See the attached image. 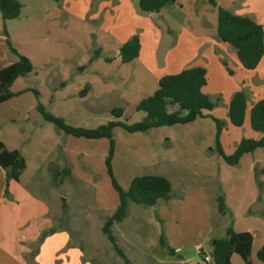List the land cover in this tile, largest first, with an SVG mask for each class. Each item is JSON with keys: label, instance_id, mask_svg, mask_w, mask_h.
Wrapping results in <instances>:
<instances>
[{"label": "rangeland", "instance_id": "obj_1", "mask_svg": "<svg viewBox=\"0 0 264 264\" xmlns=\"http://www.w3.org/2000/svg\"><path fill=\"white\" fill-rule=\"evenodd\" d=\"M19 1L23 4L21 16L6 23L3 21L13 33L53 7L61 12L59 27L66 28L64 22L69 17H65L68 14L63 9L64 0ZM135 10L144 13L138 2ZM72 16V20H75ZM79 16H76V24L80 25ZM100 25L101 22L94 27L99 28ZM77 32L67 45L70 50L66 59L59 62L51 58L46 64L36 57L32 62L34 74L19 78L14 87L24 93L0 104V141L8 150H18L26 162L20 182L12 185L10 181L7 186L6 172L0 170V192L4 191L3 196L0 194V259H22L26 264L53 259L57 260L54 264H59L68 258L73 260L71 264H125L102 232L105 222L119 205V197L106 165L110 142L107 139L76 138L44 119L34 124L29 118L33 107L38 106V101L48 112L78 128L95 129L107 124L114 120L111 112L116 108L124 110L121 119L124 123L134 124L144 118V113L137 112L133 102L126 104L115 90L123 84V75L131 74L133 65L126 72L113 67L95 71L93 62L97 63L100 58L94 52L101 46L95 43L94 37L89 36L93 39L91 51L87 53L90 60L84 63V67H78L85 59V47L80 48L79 45L83 43L87 46L89 38ZM30 45V41L25 39L19 49L27 53ZM98 54L105 56L103 52ZM245 78L248 83L249 76ZM234 82L229 84L217 79L211 85H223L228 89L227 86L234 85ZM213 87H210L211 93L220 91V87ZM31 90L38 91V100ZM85 90L87 94L81 97L80 94ZM138 90L139 86H136V91L129 95L137 96ZM184 115L186 112H183ZM220 120L225 126L219 135L215 123L208 122L209 127L207 121L201 119L192 124L155 128L135 134L116 128L113 131L114 178L123 189H128L135 177L162 176L172 183L177 192L184 185L205 183L207 177L197 175L196 170L205 167V164H202L196 149L205 146V142L210 140L212 145L203 157L210 159L217 179L211 185H206L208 193L219 194L223 200L225 197H235L238 202L252 195L257 203L264 205V149L243 156L238 165L229 166L217 153L216 139L226 154L231 155L235 142L248 134H245L244 127L236 128L223 117ZM166 137H172V144L166 143ZM178 159L181 161L178 162ZM52 163L59 168L52 170ZM64 170H68L70 175L63 177ZM235 180L238 181L237 186L234 185ZM6 201L11 204L7 205ZM218 204L219 201H216L215 209L211 208V226L217 231L222 225L233 230H254L255 245L259 244L260 250L264 244V209L253 213L252 205H246L241 210L240 206L235 210L230 209L224 216L217 211ZM26 214L33 216L27 217ZM35 216L42 222L36 223ZM31 219L35 221L32 227ZM164 225L156 209L129 202L126 217L122 222L114 223L112 232L120 248L134 264H152L154 261L150 256L161 261L159 264H164L163 261L166 264H180L183 249L173 256L170 253L172 248L161 241ZM200 226L203 227L200 218H185L182 228L189 242L198 239ZM224 235L225 232L220 233V236ZM205 246H211L210 240ZM196 258L202 262L201 256L196 254ZM257 263L264 264L260 261Z\"/></svg>", "mask_w": 264, "mask_h": 264}, {"label": "crops", "instance_id": "obj_2", "mask_svg": "<svg viewBox=\"0 0 264 264\" xmlns=\"http://www.w3.org/2000/svg\"><path fill=\"white\" fill-rule=\"evenodd\" d=\"M137 2L139 4L140 0H64L63 9L65 8L64 12L68 14L65 17H69L68 21L64 22L65 29L59 27L60 21L58 19L61 20V12L58 8L53 7V9L47 10L35 20L29 21L31 23H28L21 30L13 33L7 25V31L12 44L20 54L27 56L32 62L36 57H40V61L46 64L48 63L46 61L51 58H55L59 62L66 59V55L69 54L70 50L67 49L68 43L76 37L77 31L81 35L84 33L89 39L86 42L87 46H84L83 43L78 44L80 48L85 47V52H83L85 56L84 62L78 64V67H84V63L87 64L89 62L90 57L87 53L91 51V44L93 43V39H90L89 36L94 37L95 43L101 46V49H96V52H94L96 57L100 58L97 63L93 62L92 68L95 71L107 70L113 67L123 69L126 72V69L133 65L131 74L123 75L121 80L123 84L119 86V89L116 88L115 90H117L118 97L122 101H125L126 104L133 102L135 108L143 99L150 97L156 92L159 80L163 76L176 75L192 67H203L207 70L208 84L204 88V92L217 105L213 111L205 112L206 118H200L205 120V122L207 121V123L213 122L208 116L217 119L223 117L229 122L228 110L230 102L233 95L241 91L242 88L248 95L249 112L254 104L264 98V58L256 70L247 71L242 67L237 59L235 50L221 42L217 36L218 10L217 7L209 3V0H178L175 4L162 9L159 13L146 14H140L135 10ZM215 2L218 7L225 8L235 15L249 17L264 27V0H215ZM71 16L75 17V20H72ZM76 16L80 17V25L76 24L78 19ZM99 21L101 25L99 28H95L94 25L100 23ZM3 26L4 22L0 14V70L18 61V57L9 51L5 44L6 37H3ZM155 30L156 32H154ZM134 35H138L141 41L139 56L133 62L124 64L121 61L120 49ZM25 39L29 40L31 44L27 53L19 49ZM74 51L76 52V50ZM101 52L105 53V56H99L98 53ZM150 76L151 78L149 79ZM246 76H249L248 83H246ZM217 79L221 82H229V84H233L235 80L239 85L234 82V85L227 86L228 89L223 85H211ZM18 80L19 78L14 82L11 90L15 93L24 92L20 89H14ZM242 82L244 84L241 85ZM136 86H139L138 94L131 97L129 94L136 91ZM216 86L220 87V91L214 94L211 93L210 87L217 88ZM87 91L89 90L87 89ZM12 99L10 100L12 101ZM33 108L36 110L35 106ZM219 108H221V111ZM173 110H177V107H174ZM196 121L193 123H196ZM208 125L210 127L209 123ZM244 129L245 134H248V136L243 138L259 137L251 129L250 116L248 114ZM183 133L188 134L186 131ZM166 138L168 139L166 143L172 144V137ZM243 138L240 137V140L238 139L235 142L234 151ZM211 145L212 142L209 140V142H205V146L196 149L202 164H205V167L196 170L197 175L207 177L208 180L205 183H191L190 186L184 185V188L178 192L172 185L170 199L161 200L155 206L150 207L160 213V219L167 226L166 228L164 225V234L161 239L163 244L172 248L173 256L181 253L183 249L184 254L179 259L180 264L199 262L196 258V247L198 245H202L206 253L212 254L217 240L225 238L229 229V226L222 225L217 231L211 226V208L215 209L214 203L216 204V201L222 198L219 194H209L206 188L207 184L211 185L217 179L214 166L209 161L210 159L203 157L204 154H207L208 147ZM213 154L214 151L212 152ZM177 161L180 162L181 160L178 159ZM0 170H2L1 167ZM237 182L235 180L234 185L237 186ZM13 183L18 182L11 181V185ZM248 185L250 186V184ZM0 194L3 196L4 191H1ZM255 203H257V200L252 195L239 202L235 197H225V200H223L224 211L222 213L219 211V204L217 211L225 216L230 209L235 210L241 206V210L246 205L250 207V205L253 206ZM6 204L11 203L6 201ZM26 215L27 217L33 216ZM190 216L203 220V227L200 226L198 229L199 237L196 240L194 239L193 242L187 240L182 228L185 218ZM35 218L36 223L42 222L39 217L35 216ZM30 222L32 227L35 221L31 219ZM38 226L40 227L41 225ZM234 231L237 233L249 232L253 235L250 259L253 264H259L257 263L259 261L257 258L259 244L255 245V231L251 229ZM223 232H225L224 237L220 236V233ZM256 232L258 233L259 231ZM208 240L211 243L210 247L205 246ZM176 250L180 251L175 253ZM3 258L5 259H0V264H26L22 259ZM150 258L154 261L152 264L161 262L153 256H150ZM72 261L71 258H68L61 263L59 262V264H71ZM35 263L54 264L57 263V260H38ZM163 263L166 264L167 262L163 261ZM201 264H205L203 258ZM231 264L246 263L238 254H233Z\"/></svg>", "mask_w": 264, "mask_h": 264}, {"label": "trees", "instance_id": "obj_3", "mask_svg": "<svg viewBox=\"0 0 264 264\" xmlns=\"http://www.w3.org/2000/svg\"><path fill=\"white\" fill-rule=\"evenodd\" d=\"M58 1V0H57ZM178 0H140V9L144 13H159L167 6ZM209 3L217 7V33L221 42L229 45L236 52L237 59L247 71L256 70L264 58V27L253 19L239 16L229 10L218 7L215 0ZM23 4L19 0H0V14L3 21L16 20L21 16ZM4 35L9 50L18 57V61L0 70V104L20 96L24 92L15 93L11 90L18 78H27L34 72L32 61L18 52L10 40L6 24ZM141 41L138 35L132 36L120 49L121 61L124 64L138 58ZM208 84L207 70L203 67H192L176 75H166L159 80L158 89L150 97L143 99L136 107L137 112H143L144 118L137 123L127 124L121 121L124 116L122 108L113 109L111 114L114 120L95 129H85L70 126L66 121L46 110L38 101L36 110L42 119L52 123L67 135L85 139H107L110 142L106 165L112 180L113 187L119 197L116 212L105 222L102 232L113 245L117 255L125 264H134L125 255L113 235L112 227L116 222H122L127 215L128 204L132 202L139 206L150 208L161 200H168L172 193L171 182L162 176L135 177L128 189H123L112 173V159L115 151L113 131L122 128L129 134L144 133L161 127L187 125L197 119L206 118L205 112L216 108V103L204 92ZM37 97L38 91L31 90ZM177 107V110H173ZM183 112L186 115L183 116ZM248 113V95L245 91L236 92L229 105L228 118L231 125L237 128L245 126ZM251 129L259 135L258 138H243L235 151L227 155L216 139L217 153L229 166L238 165L246 154L264 149V98L250 109ZM215 123L219 135L225 123L220 119L208 116ZM217 136V135H216ZM0 167L6 172L7 186L10 181L19 182L26 169V162L18 150H8L0 141ZM70 175L68 170L63 171V177ZM219 211H224L223 199H219ZM253 235L249 232L237 233L232 228L226 232V237L217 240L212 252L213 262L210 264H231L233 254H238L246 264L251 262V248ZM173 254L172 251H170ZM259 261L264 262V244L257 253Z\"/></svg>", "mask_w": 264, "mask_h": 264}, {"label": "water", "instance_id": "obj_4", "mask_svg": "<svg viewBox=\"0 0 264 264\" xmlns=\"http://www.w3.org/2000/svg\"><path fill=\"white\" fill-rule=\"evenodd\" d=\"M86 94H87V91L85 90V91H83V92L80 94V96H81V97H84ZM29 118H30V120H31L34 124H36V123H39V121L41 120L42 117H41V115L38 113L37 110H33L32 113L30 114ZM50 168H51L52 170H57L59 167H58V165L52 163L51 166H50ZM262 209H264V205H261L260 203H255V204L252 206V212H253V213H256V212H258V211H260V210H262ZM191 264H201V263H199V262H197V261H194V262H192Z\"/></svg>", "mask_w": 264, "mask_h": 264}, {"label": "built area", "instance_id": "obj_5", "mask_svg": "<svg viewBox=\"0 0 264 264\" xmlns=\"http://www.w3.org/2000/svg\"><path fill=\"white\" fill-rule=\"evenodd\" d=\"M180 250H176L175 253H178ZM196 252L199 256H202L205 264H210L213 262V258L211 254L205 252V249L202 245H198L196 247Z\"/></svg>", "mask_w": 264, "mask_h": 264}]
</instances>
